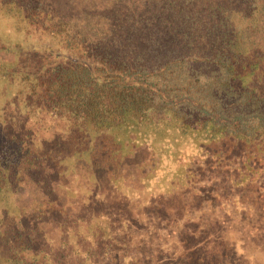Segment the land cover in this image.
<instances>
[{
	"label": "trees",
	"instance_id": "1",
	"mask_svg": "<svg viewBox=\"0 0 264 264\" xmlns=\"http://www.w3.org/2000/svg\"><path fill=\"white\" fill-rule=\"evenodd\" d=\"M45 5L0 2V264H264V0L143 2L130 56Z\"/></svg>",
	"mask_w": 264,
	"mask_h": 264
},
{
	"label": "rangeland",
	"instance_id": "2",
	"mask_svg": "<svg viewBox=\"0 0 264 264\" xmlns=\"http://www.w3.org/2000/svg\"><path fill=\"white\" fill-rule=\"evenodd\" d=\"M30 1V2H29ZM0 0L5 6L10 8L17 7L22 12L21 15L35 14L31 11L36 7L38 2L42 0ZM47 12L51 14L49 17L34 19L48 26L49 31L59 32L71 35L72 54L78 56L88 55L91 50L101 48H114L121 50L127 56L138 53L143 47V43H136L137 40H145L148 36L162 35L155 33L151 26L144 27L147 20L143 16L139 21H129L130 15L138 12V7L141 3L157 0H44ZM115 1L118 2V7L115 11L109 9L110 5ZM32 5H31V4ZM30 5L29 8H26ZM107 6V7H106ZM58 8V13L56 12ZM30 11V12H29ZM50 11L52 14L50 13ZM55 11V12H53ZM24 12V13H23ZM38 13V12H37ZM142 15V14H140ZM65 21L66 23H60ZM261 19V16H260ZM131 22L126 24L125 22ZM134 23V24H132ZM130 25H135V30L131 33V39L126 40L130 35ZM148 25V24H147ZM66 26V27H65ZM146 26V25H145ZM264 89V84L262 86Z\"/></svg>",
	"mask_w": 264,
	"mask_h": 264
}]
</instances>
